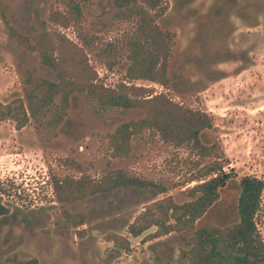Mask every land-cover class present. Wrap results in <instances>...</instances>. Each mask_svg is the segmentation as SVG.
Masks as SVG:
<instances>
[{"label":"rangeland","instance_id":"1","mask_svg":"<svg viewBox=\"0 0 264 264\" xmlns=\"http://www.w3.org/2000/svg\"><path fill=\"white\" fill-rule=\"evenodd\" d=\"M168 6L157 25L173 34L167 76L168 87L151 81L126 78L131 65L129 40L136 20L114 19L113 0H88L84 28L98 39L88 50L98 83L115 89L121 83L152 90L149 98L165 94L174 102L208 113L214 128L204 131V145L217 144L225 169L233 178L220 200L197 222L196 229L226 227L239 222L240 180L264 179V0H163ZM57 0H0V103L9 104L35 92L42 95L43 81H57L56 73L9 36L6 21L35 43L43 23L78 43L74 29H63L49 20ZM108 52L104 53L103 50ZM61 97L39 119L22 130L15 122H0V184L14 183L27 202L2 195L10 209L0 218V264H189L180 251L182 235L157 239L130 237L131 252H122L107 240L111 234L128 236V228L145 208L165 196L183 204L192 201L189 183L198 160L190 148L164 144L159 135L145 131L132 142L129 157L115 158L110 135L127 122L142 120V110L101 109L84 93L71 96L64 121H50L59 111ZM210 159L209 161H211ZM118 170L153 181L167 189H119L74 204H58L51 195L55 176L99 180ZM83 214V226L57 223L63 211ZM258 227L264 239L263 209ZM192 233L184 234L191 236ZM150 239V240H149ZM18 258L7 263L8 258ZM264 264V263H261Z\"/></svg>","mask_w":264,"mask_h":264},{"label":"trees","instance_id":"2","mask_svg":"<svg viewBox=\"0 0 264 264\" xmlns=\"http://www.w3.org/2000/svg\"><path fill=\"white\" fill-rule=\"evenodd\" d=\"M57 2L62 5V9L51 11L50 22L63 29H74L78 43L58 30L49 31L45 23L33 43L6 21L10 38L29 52L36 53L40 62L56 73L57 81H43L46 90L42 95L30 92L23 99L9 104L0 103V122H15L17 130H22L31 120L39 119L46 110L52 108L60 96L59 111L50 121L53 127H57L68 115L71 96L75 93L88 95L104 110L122 108L144 111V119L124 123L110 135L112 156L129 157L133 139L145 131L158 134L164 144L176 149L190 148L198 156L194 163L196 173L188 181L194 184L188 190L192 201L179 204L172 196H165L145 208L129 226L128 236L111 234L107 240L120 251L131 252L130 237L137 239L156 229L150 239L163 238L172 233L183 236L186 249H182L180 254L189 264L264 263V239L258 227V217L263 209L264 179L255 176L241 178L239 222L223 228L197 230V222L220 200L222 189L233 178L225 169L220 147L217 144L206 146L200 138L204 131L214 128L213 117L174 102L165 94L149 98L148 94L152 95L153 91L147 88L121 83L111 89L98 83V75L89 63L87 52L94 48V39L98 38L84 28V12L88 0ZM113 3V17L116 21L138 22L135 34L129 40L131 65L126 78L132 81H151L167 88L173 34L163 32L157 21L165 14L168 6L163 4V0H113ZM103 52L107 53L108 50ZM51 186L58 204H74L119 189H158L160 194L167 193V189L157 183L123 170L108 172L99 180L86 175L80 179H60L55 176ZM4 194L26 200L19 186L14 183L8 186L0 184V218L10 213V209L3 204ZM55 220L57 223L65 220L74 228L83 226L85 222L83 214L76 215L67 210L56 215ZM188 233L192 235L184 236ZM13 257L8 258L7 263L18 258L17 255ZM27 263L21 261L16 264ZM29 263L38 264L35 260Z\"/></svg>","mask_w":264,"mask_h":264},{"label":"built area","instance_id":"3","mask_svg":"<svg viewBox=\"0 0 264 264\" xmlns=\"http://www.w3.org/2000/svg\"><path fill=\"white\" fill-rule=\"evenodd\" d=\"M50 190H51V195H53V188H52V186L50 187ZM24 201L27 202V200H24Z\"/></svg>","mask_w":264,"mask_h":264}]
</instances>
